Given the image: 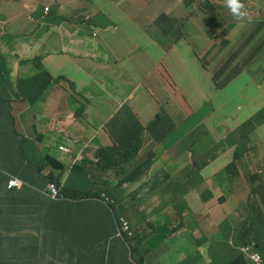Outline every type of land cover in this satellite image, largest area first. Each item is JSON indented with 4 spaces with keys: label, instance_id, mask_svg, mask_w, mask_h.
<instances>
[{
    "label": "crops",
    "instance_id": "crops-1",
    "mask_svg": "<svg viewBox=\"0 0 264 264\" xmlns=\"http://www.w3.org/2000/svg\"><path fill=\"white\" fill-rule=\"evenodd\" d=\"M241 2L243 20L227 0H0V264L264 258V136L251 139L264 134V119L252 117L260 108L246 116L247 105L230 107L254 64L235 67L226 84L234 101L199 95L219 61L260 51L252 46L264 6ZM184 47L192 58L179 53ZM171 60L182 66L173 83L163 80L176 77ZM22 78L43 90L35 104L23 100ZM147 79L153 83L142 86ZM145 100L151 105L140 108ZM131 102L128 122L100 119ZM51 183L56 196L47 193ZM244 195L246 204L232 207ZM118 217L128 222L126 241ZM153 217L158 236L147 232Z\"/></svg>",
    "mask_w": 264,
    "mask_h": 264
},
{
    "label": "rangeland",
    "instance_id": "rangeland-1",
    "mask_svg": "<svg viewBox=\"0 0 264 264\" xmlns=\"http://www.w3.org/2000/svg\"><path fill=\"white\" fill-rule=\"evenodd\" d=\"M99 2H103L104 0H96ZM261 4L262 6H264V0H261ZM191 7H195V9H198L197 4H191ZM211 10L208 8L207 9V13L205 15V22H208L209 17L211 16ZM223 16L225 17V20L234 24L235 22L225 13L223 12ZM260 30H261V34L260 36L257 38L255 44L252 46L253 50H258L260 49L259 52H256L255 55L253 57H250L249 53L245 54V58H239V56L237 54H233L231 56H229L227 59L225 60H221L217 63V67L215 69V73L219 72L222 68H224L225 66H230L231 68L234 67H238V68H242L245 65H247L248 63H253L254 66L252 68L248 69V72H250L252 75L248 76L246 81L241 84L239 86V99L238 100H232V98L229 95L228 92V86L226 85L224 88L218 90L215 88V86L213 85L212 81H211V77H212V72L210 74V76L208 77L210 80L209 83V91L208 92H200L199 91V95H200V99L203 100L204 98H214V99H219L222 101H234L233 104H231V110H236L238 108H241L244 104L247 105L249 107V109L246 112V116H248L249 114H251L253 112V110L255 108H260L257 109L252 117L254 115H259V119H264V76H262V74H264V21H262L259 25ZM191 29L197 33V28L195 26H191ZM212 32H209V34ZM172 46V44H171ZM165 47H168V45H165ZM179 53L181 55H183L184 59H190L192 58L193 54L190 50H188L186 47L182 48ZM167 62V61H166ZM171 66L177 71L176 77L172 76V75H168V74H164L163 71L161 70V67H159V69L157 71H155V73H159V74H164L163 75V80L169 83H173L174 79L178 80L179 78V74L180 71L182 70V66L178 63L177 60H171L169 61ZM156 82V81H155ZM153 81L152 79H147L145 81H143L142 86H147L152 84ZM190 83L192 84L193 81H190ZM134 103H127L123 106L121 105H117V110L116 112H109V111H105V113H102L100 115V119L103 121H108L109 123H121V122H128L127 118H126V113L128 112H132V110L134 109ZM151 103L148 100L143 101L141 104H138V106L140 108H147L148 106H150ZM189 107H193L194 109L196 108V106L190 105ZM264 123V121H263ZM190 126V123H184L181 125L180 128V133L181 136L184 135L188 128ZM264 136L263 133L261 132H255L252 136L251 139L252 140H256L257 137H262ZM85 141V140H84ZM88 142V141H86ZM227 143L229 145L235 144V148L240 149V143L236 142L233 138H229L227 139ZM247 144V143H246ZM245 144V145H246ZM208 157V154L202 156L200 155L197 159L198 161H200L201 159H206ZM169 177V173L164 174L162 176L159 177V181L157 183H155L153 185L152 188H154L158 183H162L164 182L167 178ZM233 177H228V179H233ZM200 182V181H198ZM239 183H243V179H240L238 181ZM219 182H217L218 184ZM134 191V189H133ZM189 190L188 189H183L182 191L179 192L178 196H183L185 195ZM114 195V193L112 194ZM248 201V198L244 195L239 197L238 199L234 200L232 202V207L240 209L243 205L246 204V202ZM264 218V216H263ZM159 217H153V218H149L146 219L147 223L149 226H151V229L147 230V232L153 236H158L161 231L158 230L156 228V224L159 221ZM134 257H136V255H134Z\"/></svg>",
    "mask_w": 264,
    "mask_h": 264
},
{
    "label": "trees",
    "instance_id": "trees-1",
    "mask_svg": "<svg viewBox=\"0 0 264 264\" xmlns=\"http://www.w3.org/2000/svg\"><path fill=\"white\" fill-rule=\"evenodd\" d=\"M164 18L166 17L164 15H161L157 18V21L164 22ZM215 69L213 70L212 82L216 89L223 88L239 72L238 70L235 69V67L231 68L230 66H225L217 73H215ZM18 87H19L23 100H25L29 104H35L41 98L43 94V90H36L35 84L30 79H23V78L19 79ZM253 123H254V118H251V120H249L246 123V126H252ZM22 149H25V146H22ZM236 155H240V153L237 152ZM23 159H26L29 161V158L25 154L23 155ZM47 193H50V190L48 187H47ZM124 239L127 240L128 236L125 235ZM262 260L264 262L263 257H262Z\"/></svg>",
    "mask_w": 264,
    "mask_h": 264
},
{
    "label": "built area",
    "instance_id": "built-area-1",
    "mask_svg": "<svg viewBox=\"0 0 264 264\" xmlns=\"http://www.w3.org/2000/svg\"><path fill=\"white\" fill-rule=\"evenodd\" d=\"M60 148L65 149V147L63 146H61ZM262 173H264V171ZM18 183L19 181L17 179H11L9 185L10 186L17 185ZM49 190L52 196H56L58 194V189L53 183L49 184ZM116 228H117V234L119 235V237L123 241H126L124 239V236L125 235H127L128 237L130 236V230H129V225H128L127 220H125L123 217H118L116 221ZM252 259L254 260L255 264H264L262 257L258 254H253Z\"/></svg>",
    "mask_w": 264,
    "mask_h": 264
},
{
    "label": "clouds",
    "instance_id": "clouds-1",
    "mask_svg": "<svg viewBox=\"0 0 264 264\" xmlns=\"http://www.w3.org/2000/svg\"><path fill=\"white\" fill-rule=\"evenodd\" d=\"M227 7L237 20H243L248 15V12L241 0H227Z\"/></svg>",
    "mask_w": 264,
    "mask_h": 264
}]
</instances>
